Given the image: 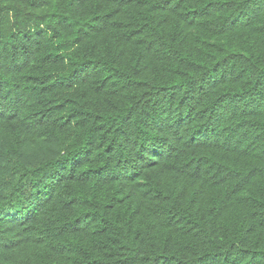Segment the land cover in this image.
<instances>
[{"label":"trees","instance_id":"16d2710c","mask_svg":"<svg viewBox=\"0 0 264 264\" xmlns=\"http://www.w3.org/2000/svg\"><path fill=\"white\" fill-rule=\"evenodd\" d=\"M0 264H264V0H0Z\"/></svg>","mask_w":264,"mask_h":264}]
</instances>
